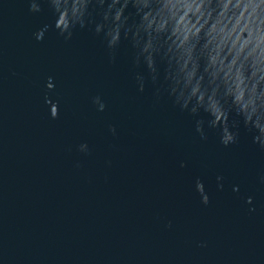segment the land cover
<instances>
[{
	"label": "water",
	"instance_id": "obj_1",
	"mask_svg": "<svg viewBox=\"0 0 264 264\" xmlns=\"http://www.w3.org/2000/svg\"><path fill=\"white\" fill-rule=\"evenodd\" d=\"M31 2L0 0V264H264L256 133L224 147L96 11L66 40Z\"/></svg>",
	"mask_w": 264,
	"mask_h": 264
},
{
	"label": "clouds",
	"instance_id": "obj_2",
	"mask_svg": "<svg viewBox=\"0 0 264 264\" xmlns=\"http://www.w3.org/2000/svg\"><path fill=\"white\" fill-rule=\"evenodd\" d=\"M46 2L55 16L54 29L66 40L74 28L90 24L91 12L96 11L103 23L94 30L96 34L103 31L107 47L114 49L121 35L130 40L137 49L135 63L143 60L153 82L158 59L165 66L164 79L174 104L189 110L190 115L203 111L208 127L218 130L224 147L236 142L234 129L242 121L256 133L253 143L264 150V0ZM40 10L32 0L30 11ZM41 37L38 32L36 38ZM47 87L51 90L52 84ZM50 114L56 117L55 105ZM231 116L238 121L230 125ZM204 123L198 120L196 126L202 139ZM196 187L201 202L207 204L202 184L198 182Z\"/></svg>",
	"mask_w": 264,
	"mask_h": 264
}]
</instances>
